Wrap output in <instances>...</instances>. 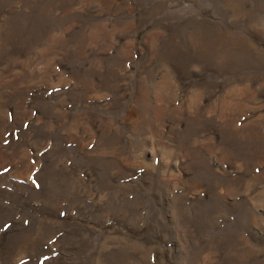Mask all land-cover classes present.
Listing matches in <instances>:
<instances>
[{"label":"rangeland","instance_id":"374dc122","mask_svg":"<svg viewBox=\"0 0 264 264\" xmlns=\"http://www.w3.org/2000/svg\"><path fill=\"white\" fill-rule=\"evenodd\" d=\"M263 194L264 0H0V264H264Z\"/></svg>","mask_w":264,"mask_h":264},{"label":"bare ground","instance_id":"6f19581e","mask_svg":"<svg viewBox=\"0 0 264 264\" xmlns=\"http://www.w3.org/2000/svg\"><path fill=\"white\" fill-rule=\"evenodd\" d=\"M192 99V98H191ZM218 104V103H217ZM216 104V105H217ZM216 105L213 103H210L208 106L205 105V103H201V104H197V102L195 103L194 101H190L189 107L192 109L191 113L197 116H204L206 118H211L212 114H215V109ZM218 106V105H217ZM179 110H181V107H179ZM218 113V111H217ZM225 113V112H224ZM244 127H248V125H242L241 129H239L236 125H234L230 130H228V133H230L231 135L234 133H239L240 131H245ZM247 134V133H246ZM247 139L248 141L251 142V136L248 133L247 134ZM246 158V157H245ZM238 163V162H237ZM244 163V162H243ZM234 163L232 162V165ZM239 165H241L240 163H238ZM236 167V166H235ZM248 184V183H247ZM264 197V194L263 196ZM262 197L256 198V202H260L262 200ZM253 251V249H252Z\"/></svg>","mask_w":264,"mask_h":264}]
</instances>
